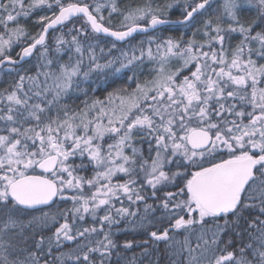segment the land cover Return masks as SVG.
Returning a JSON list of instances; mask_svg holds the SVG:
<instances>
[{"label":"rangeland","instance_id":"1","mask_svg":"<svg viewBox=\"0 0 264 264\" xmlns=\"http://www.w3.org/2000/svg\"><path fill=\"white\" fill-rule=\"evenodd\" d=\"M11 1L17 12L6 16L3 12L1 22L11 17L16 23V18L33 7H58L60 11L72 4L70 0ZM93 1L100 20L116 24L118 30L147 25L154 17H161L158 5L117 11L114 0ZM202 1L182 0L177 7L188 14ZM263 5L264 0H211L200 18L181 31L188 32V38L181 41L147 36L124 46L114 40L108 43L84 19L72 23L68 35L57 34L36 55L37 75L0 99L6 105L3 112H7L0 120V201L10 198V182L37 170L46 157L59 154L61 163L53 177L63 192L61 201L67 202L78 192L83 205L75 208L74 220L78 216L95 217L108 202L113 204L125 194L135 195L140 190L138 185L171 183L168 167L173 160L185 157L188 133L195 128L214 131L217 119L220 124L224 113L230 115L229 108L240 117L237 100L253 110L257 104L252 100L257 97L264 114V67L258 65L257 57L251 60L247 54L250 46L255 54H264V32L256 34L251 27H244L246 19L240 13L245 8L262 9ZM171 7L163 11L169 12ZM234 34L239 35L238 45ZM69 38L74 43L82 38L86 49L82 50L83 44L81 49L64 45ZM23 39L19 26L7 37L1 35L0 59L19 47ZM135 71L138 78L132 77ZM107 86L106 92L98 94ZM33 90L37 94L31 100L29 93ZM47 95L50 110L44 107ZM232 129V124L216 129L213 146L198 156L195 164L200 168L192 169L191 176L207 169L204 161L214 159L216 154L232 152L234 159L264 154V141H255L251 135L237 138L228 132ZM6 130L11 135L4 134ZM24 130L33 151L28 144L25 151L19 147L16 136ZM256 150L258 155L254 154ZM186 174L187 170L181 171V178ZM188 192L190 200L185 202L181 196L179 204L187 206L190 201V218L181 220V224L210 215L191 195L189 184ZM64 218L70 225L74 221L71 214ZM72 230L69 227L67 233L72 234Z\"/></svg>","mask_w":264,"mask_h":264},{"label":"trees","instance_id":"2","mask_svg":"<svg viewBox=\"0 0 264 264\" xmlns=\"http://www.w3.org/2000/svg\"><path fill=\"white\" fill-rule=\"evenodd\" d=\"M114 1L117 11H131L158 5L161 11L158 14L163 19L179 20L187 15L177 7L182 0ZM70 2L87 5L92 13L97 15L93 0H70ZM169 7H171L169 12L163 11V9L168 10ZM261 7L262 9L258 8L255 11L249 8L240 11L241 18L246 19L243 23L244 27H251L256 34L264 32V5ZM58 9V7L53 9L37 6L24 16L16 18V23H13L11 17L7 19L8 21H0V36L7 37L17 26L24 35L21 45L13 48L7 55L18 58L23 47L33 43L42 34L46 23L54 18L50 16H54ZM3 12L5 16L7 13L17 12L11 0H0V14ZM78 19L86 20L85 17H77L63 27L53 30L46 44H49L57 34L66 32L68 35V27ZM100 21L110 28H116V24ZM190 23L162 26L150 34H137L123 46L129 42L143 40L147 36H161L176 41L187 39L188 32L186 35L181 31L189 28ZM233 36L234 42L238 45L239 35ZM100 38L108 43L113 42L106 37ZM75 43L72 38L64 40V45L70 48H80L84 41L82 38L78 41L77 38ZM40 48L30 61L20 66L8 64L10 70H5L6 66L0 71V99L14 91L21 82L37 75L38 68L34 66V61ZM85 49L83 44L82 50ZM247 54L251 60L257 57L258 65L264 67V54H255L251 46ZM138 75V71H135L132 77L138 78ZM122 79L117 80L116 83L118 84ZM117 84L114 85L116 91H118ZM108 88L109 86L100 88L98 94H103ZM244 89L250 90L246 87ZM36 94V90L31 91L30 99L33 100ZM226 94L228 95V92ZM48 100L47 95L44 98L46 102L44 107L50 110ZM237 101L239 106L236 110L242 112L241 116L234 115L233 110L229 108L230 115L224 113L220 124L217 119V128L232 124L234 129L228 132L234 133L237 138L248 139L251 135L255 141L263 142L264 114L260 110L262 108L260 100H257V97L252 100L257 104L253 110L248 109V105L242 107L243 100ZM215 102L213 101V104ZM5 110L6 105L0 102V120L4 119L7 113L3 112ZM223 110L225 112V108ZM252 111L255 113L250 115ZM236 118L238 120L232 122ZM217 128L212 130L213 134H216ZM4 134L11 135V132L6 130ZM27 137L25 130L17 134L16 138L21 142L19 147L25 151V145L28 144L29 151H33L34 147L30 141H27ZM158 147L162 149L161 146ZM184 148L185 157L173 160L168 167L170 179H173L171 183L165 186L138 185L140 190H137L135 195L125 194L115 199L113 204L108 202L107 206L98 209V215L95 217L78 216L74 220L75 208L83 205L78 192L64 203L61 201L63 192L60 190L54 205L35 211L21 209L6 196V200L0 201V264H264V164L257 168L255 178L233 210L222 215H209L194 223L181 224V220L190 218L187 212L190 201L187 206H182L179 204L180 197L183 196L185 202V199L190 200L188 184L193 176L191 171L200 168L195 162L199 160L200 154H206L209 150L197 152L185 144ZM254 154L258 155L259 150ZM234 155L235 153L232 152L216 154L212 156L215 157L214 159L204 161V165L211 167L234 158ZM184 170H187L188 174L181 178L180 172ZM135 196L138 198L135 199ZM91 211L95 210L92 208ZM70 214L74 220L71 225L64 220V215ZM67 225L73 228L72 234L67 233L69 228L66 229ZM68 236L72 237L71 241L67 239ZM87 238L89 240H86Z\"/></svg>","mask_w":264,"mask_h":264},{"label":"water","instance_id":"3","mask_svg":"<svg viewBox=\"0 0 264 264\" xmlns=\"http://www.w3.org/2000/svg\"><path fill=\"white\" fill-rule=\"evenodd\" d=\"M211 2L204 0L183 19H163L154 17L148 25H133L125 30L109 28L91 12L87 5L70 4L59 11L45 26L42 34L24 47L18 58L10 56L0 60V70L7 64L23 65L32 59L38 47L43 46L49 34L76 17L84 16L93 31L98 35L125 43L137 34H148L162 26L184 25L190 23ZM212 132L197 128L187 135V144L195 151H204L213 144ZM254 156L232 159L199 171L189 183L191 195L212 215H222L231 211L238 203L241 194L255 176L258 161ZM264 162V159H263ZM60 164V155L53 154L38 163V173H31L14 179L9 185L11 199L22 209L34 211L52 206L59 196V184L52 177Z\"/></svg>","mask_w":264,"mask_h":264},{"label":"bare ground","instance_id":"4","mask_svg":"<svg viewBox=\"0 0 264 264\" xmlns=\"http://www.w3.org/2000/svg\"><path fill=\"white\" fill-rule=\"evenodd\" d=\"M193 20H194V19H193ZM193 20H192V21H193ZM192 21H191V22H192ZM184 25H185V24H184Z\"/></svg>","mask_w":264,"mask_h":264}]
</instances>
